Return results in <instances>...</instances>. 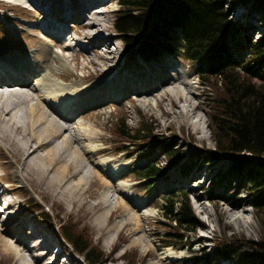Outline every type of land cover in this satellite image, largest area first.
I'll list each match as a JSON object with an SVG mask.
<instances>
[{
	"label": "rangeland",
	"instance_id": "obj_1",
	"mask_svg": "<svg viewBox=\"0 0 264 264\" xmlns=\"http://www.w3.org/2000/svg\"><path fill=\"white\" fill-rule=\"evenodd\" d=\"M97 1L99 3L89 6L83 0H48L49 4L45 5L42 0H0V55L5 57L4 64L14 63L16 58L20 63L30 66L35 62L49 69L53 76L63 79L61 82L66 85H85L98 90L99 98L86 99L88 105L77 117L67 122L80 137L81 147L87 151L98 150L91 158L93 162H88L84 169L86 179L99 176L102 182L112 184L110 189L94 186L95 194L87 198L84 207L106 200L113 205L126 201L132 213L135 216L138 214L142 227L136 231L135 227H131V232L126 226L111 232L102 230V225H123L131 215L115 213L112 218L104 220L99 219L100 209H96L89 216L82 217L78 209L80 205L71 206L68 196L59 194L54 198L42 195L35 174H29L0 139V179L12 190L7 197L14 202L8 215L23 213L16 221L22 218L27 220L25 229L21 227L25 232L16 231L15 236L10 238L16 240L19 236L23 239L27 237L29 246H32L36 243L32 240L34 229L43 230L48 237L52 236L56 242L63 243L70 264L94 263L87 259L85 252H78L73 242L61 235L64 225L73 227L75 233H80L88 240L90 247L101 251L104 258L108 257L95 264H176L182 258L195 256L214 259L217 242L221 239H262L264 230L256 217V208L246 203L250 184L237 174L231 183L229 174L223 177L228 156L223 155L222 159L212 161H205V158L200 159L198 156L200 149L214 148L216 142L210 107L214 91L210 86L202 85L197 73L198 64L182 57H168L163 63L156 60L148 63L136 57L135 60L130 59V63L114 24L119 4L116 0ZM70 2L71 15L64 25L70 27L67 32H72L77 43L71 48L68 47L69 42L65 43L64 37L55 39L42 32L43 21L47 19H51L55 27L61 26L59 31L63 30V23L56 21L55 15L59 12L61 18L67 6L70 7ZM27 5L32 10L25 8ZM250 6L241 4V0H230L226 10L230 9L229 16L234 22L237 38L243 35V40H259L264 32V20ZM46 8L49 10L46 11ZM84 12L88 13L87 16L82 14ZM95 13L99 21L92 19ZM91 21L98 22L96 28L82 27L83 23ZM175 76L181 79L172 80L174 89L186 87L183 82L194 89L190 96L196 108L193 106L194 109L187 115L180 112L185 103L183 99L176 98L179 103L173 107L172 94L168 88L155 87L160 81ZM30 82L36 85L32 78ZM141 89H155V93L153 96L140 95ZM165 91L170 94L164 95ZM57 100L59 102L58 98L52 102L53 106H57ZM24 110L23 104L19 112ZM123 119L124 124L133 130L140 128L142 123L152 127L154 140L133 142L132 138L118 136L117 127ZM160 141L164 144L173 142L172 148L184 156L181 162L190 170L189 173L183 175L180 164H171ZM151 164L163 169L161 175L157 179H140L137 173ZM78 178L70 182L76 183ZM180 189L192 197L191 208L197 219V228L195 231L182 229L186 233L182 241L176 246L167 247L164 240L170 239V233H175L171 223H176L164 216L165 197L176 194ZM36 205L48 211L53 218L44 221ZM231 209L234 211H227ZM16 245L20 247L18 243ZM169 248L174 249L175 255L163 257L161 252ZM240 251L250 252L251 249L244 242ZM23 255L28 260L34 256L32 252ZM47 261L49 263V258L40 259L39 263L45 264ZM0 264L22 263L13 260L6 249L0 246ZM219 264L238 263L234 259H227L220 260Z\"/></svg>",
	"mask_w": 264,
	"mask_h": 264
},
{
	"label": "trees",
	"instance_id": "obj_2",
	"mask_svg": "<svg viewBox=\"0 0 264 264\" xmlns=\"http://www.w3.org/2000/svg\"><path fill=\"white\" fill-rule=\"evenodd\" d=\"M229 1L117 0L120 8L116 11L115 27L130 57L141 55L146 60H161L165 56H182L198 63L202 85L214 91L210 107L216 140L214 148L200 149L198 156L205 161L228 156L223 177L229 174L231 183L237 174L250 184L246 203L256 208V217L264 230V32L259 40H243V35L237 38L230 9L226 10ZM241 4L251 5L250 9L264 20V0H241ZM124 122L123 119L117 127L118 136L132 138L133 142L153 138L152 127L146 123L133 130ZM162 143L171 164L178 165L184 156L172 148L173 142ZM186 168L182 167L185 174L190 172ZM161 172L163 169L151 164L137 174L142 179ZM165 198L164 216L176 223H171L175 233L164 240L165 246H176L186 234L182 229L196 230L197 219L189 193L180 190ZM35 208L41 210L44 221L51 220L47 211L39 205ZM62 235L73 242L78 252H85L91 263L107 259L73 227L64 225ZM244 242L250 252L241 253ZM215 252L214 259L195 256L182 258L176 264H219L227 258L238 264H264V235L257 241L221 239Z\"/></svg>",
	"mask_w": 264,
	"mask_h": 264
},
{
	"label": "bare ground",
	"instance_id": "obj_3",
	"mask_svg": "<svg viewBox=\"0 0 264 264\" xmlns=\"http://www.w3.org/2000/svg\"><path fill=\"white\" fill-rule=\"evenodd\" d=\"M83 1L91 6L97 0ZM43 2L49 4L48 0H43ZM68 5L71 6V2ZM67 7L69 10L72 8ZM44 12L42 13L44 14ZM69 14L71 15V11H69ZM82 14L87 16L88 13L84 12ZM98 17L95 13L92 19L98 20ZM43 22L46 23L47 21ZM96 23L98 22L83 23L82 27L94 26L93 28H96ZM47 24H50L49 28L55 32L60 30V27L52 26L51 19H48L45 25ZM72 36L73 34L68 35L69 48L76 43ZM99 39L97 40L98 44L101 40ZM0 57V62L3 63L2 68L0 67V86L1 88H8L6 92H0V139L16 157V160L24 166L26 171L29 174H35L36 184L42 188L41 194L45 196L51 195L54 198L59 194L68 196L71 206L80 205L78 209L81 211L80 216L82 217L89 216L96 209H100L98 211L99 219L102 218L104 220L112 218L115 213L131 215L123 225L118 223L110 227L102 225V230L107 229L111 232L112 230L120 229L121 226H126L129 232H131V227H135V231L140 229L142 226L139 224L138 214L135 216V213H132L126 201L113 205V203L106 200L100 201L94 206L84 207L87 203V198L95 194L94 186H105V189H110L109 187L112 184L108 181L102 182L103 179L99 176L91 180L86 179L87 176L84 173V169L88 162H93L91 158L98 150H90L92 151L90 153V151L81 147L80 137L72 131L67 122L74 119L78 109H80V112L86 107V99L94 98L95 100L99 98L97 96L98 90L94 87L87 88L85 85H66L61 82L63 79L60 78V80L59 77L53 76L49 69L43 68L38 63L33 62L30 66L20 63L16 58L14 63L4 64L5 57L1 55ZM31 78L36 79L37 85L33 86L30 82ZM179 79L181 77L176 76L175 78L164 79L155 87L168 88V92L172 94L171 105L173 107L178 106L179 100H176V98L183 99L185 103L180 108V112L187 115L195 107L190 96L194 93V89L185 82H183V85L188 87L174 89L172 80L176 81ZM154 91L155 89L152 91L141 89L139 93L140 95L153 96ZM165 92L164 95L170 94L167 91ZM56 98L59 99V102L57 100V106H53L52 102L56 101ZM23 104L25 105V110L19 112ZM81 117L84 116L82 115ZM79 126L82 127V125ZM40 151H44V153L42 154ZM77 177L79 178L76 183L70 182ZM8 190L11 189L7 188L6 184L2 183L0 185V201ZM0 204L2 206V203ZM13 206L14 202H8L5 208H0V246L6 249V252L13 260L21 261L22 264H40V259L46 260L50 257L49 246L53 245L52 239L45 235L43 230L36 228L32 233V240L42 236L43 240L41 242L37 241L32 246H29L27 237L23 239L21 236L16 240H12L10 237L13 238L16 231H22L21 227L25 229L24 226L27 225V220L23 218L14 222L23 213H17L8 218L5 216L6 219H1V216L4 213H8ZM227 211L233 212L234 210ZM24 229L22 234L25 232ZM134 242H136V239ZM147 247L149 248L150 245L148 244ZM26 252L33 253L32 260L24 257L23 254ZM161 253L163 257L169 258L174 256L176 252L174 249L169 248L164 249ZM60 260L61 258L57 257L53 262L45 264H59Z\"/></svg>",
	"mask_w": 264,
	"mask_h": 264
}]
</instances>
